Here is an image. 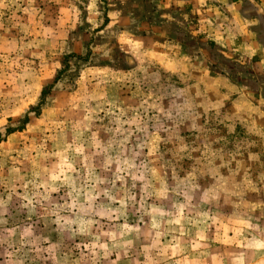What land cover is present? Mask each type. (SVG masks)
I'll return each mask as SVG.
<instances>
[{
    "label": "rangeland",
    "instance_id": "1",
    "mask_svg": "<svg viewBox=\"0 0 264 264\" xmlns=\"http://www.w3.org/2000/svg\"><path fill=\"white\" fill-rule=\"evenodd\" d=\"M96 1L0 0V264H264L257 79Z\"/></svg>",
    "mask_w": 264,
    "mask_h": 264
},
{
    "label": "crops",
    "instance_id": "2",
    "mask_svg": "<svg viewBox=\"0 0 264 264\" xmlns=\"http://www.w3.org/2000/svg\"><path fill=\"white\" fill-rule=\"evenodd\" d=\"M96 4L113 8L104 21L112 23L121 38L126 31L129 38L138 31L149 37L150 57L167 70L183 69L187 63L198 70H241L239 77L246 79V85L256 78L262 91L252 102L258 117L264 118V0H98ZM104 29L103 36L112 34L111 26Z\"/></svg>",
    "mask_w": 264,
    "mask_h": 264
}]
</instances>
